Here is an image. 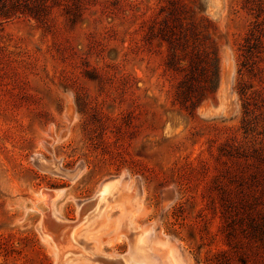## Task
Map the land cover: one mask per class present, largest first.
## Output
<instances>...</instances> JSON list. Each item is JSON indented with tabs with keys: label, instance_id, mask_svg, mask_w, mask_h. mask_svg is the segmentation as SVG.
I'll use <instances>...</instances> for the list:
<instances>
[{
	"label": "rangeland",
	"instance_id": "rangeland-1",
	"mask_svg": "<svg viewBox=\"0 0 264 264\" xmlns=\"http://www.w3.org/2000/svg\"><path fill=\"white\" fill-rule=\"evenodd\" d=\"M230 221L264 264V0H88L0 24V264H107L143 231L159 264H206Z\"/></svg>",
	"mask_w": 264,
	"mask_h": 264
},
{
	"label": "trees",
	"instance_id": "trees-1",
	"mask_svg": "<svg viewBox=\"0 0 264 264\" xmlns=\"http://www.w3.org/2000/svg\"><path fill=\"white\" fill-rule=\"evenodd\" d=\"M86 1L88 0H0V24L15 16H26L48 26V21L54 8L60 9L68 19H71V17L80 12L82 4ZM223 217H225V214H223ZM226 228L228 232L225 233V243L228 249L218 250L213 253L212 258L206 259V264H228L227 252L233 247L240 248L242 246L248 247L253 260L252 263H249L245 257L239 255L238 260L240 263L255 264L260 256L257 250L252 249L251 242L243 243L237 238V236L247 237L248 232H244V229L239 230L236 228L233 221L227 222ZM197 263L200 264L199 260Z\"/></svg>",
	"mask_w": 264,
	"mask_h": 264
},
{
	"label": "bare ground",
	"instance_id": "bare-ground-1",
	"mask_svg": "<svg viewBox=\"0 0 264 264\" xmlns=\"http://www.w3.org/2000/svg\"><path fill=\"white\" fill-rule=\"evenodd\" d=\"M56 168L57 165L54 164L52 166V168ZM111 187H112V182H107L104 183L103 186L101 187L100 190H98L97 194L94 196L93 198V203H92V207L87 208V210H89V212H87V214H85V216L89 215L90 213L93 214L95 210L99 209L102 205L103 202L106 201V199L108 198L110 192H111ZM48 192V191H47ZM51 193V192H49ZM46 195H48L46 193ZM51 195V194H50ZM49 196V195H48ZM47 196V197H48ZM92 201V200H91ZM51 214V213H50ZM51 216V215H49ZM82 216V215H81ZM84 216V215H83ZM52 217L55 218V220L57 221H61V219H59L58 217H56L55 215H52ZM53 218V219H54ZM52 219V218H51ZM82 220V219H81ZM54 221V220H53ZM69 223V222H68ZM62 224H64V222H62ZM65 225V224H64ZM49 227V226H48ZM56 227V226H54ZM59 227V226H58ZM69 228V227H68ZM63 229V228H61ZM69 230V229H68ZM53 231V230H52ZM58 231V230H57ZM60 232V231H59ZM58 232V233H59ZM54 233V232H53ZM57 233V232H56ZM57 233V234H58ZM51 235V234H50ZM69 235V234H68ZM58 236V235H57ZM53 236H51L52 239ZM71 237L73 240V232L71 233ZM60 238V237H59ZM62 238V236H61ZM54 239V238H53ZM65 238H63L64 240ZM67 239V238H66ZM56 241L57 238L55 239ZM61 240V239H60ZM70 240V239H69ZM67 240V241H69ZM52 241V240H51ZM55 241V242H56ZM59 242V241H58ZM57 243V242H56ZM163 243V242H162ZM61 244V243H60ZM165 244V242L163 243ZM66 245V244H65ZM74 247V246H73ZM72 249V248H71ZM76 249V248H75ZM77 250V249H76ZM74 250V251H76ZM60 251V250H59ZM73 251V250H72ZM83 251V249H82ZM66 252V251H65ZM65 252H63L62 254H64ZM85 252V251H84ZM87 252V251H86ZM88 253V252H87ZM86 255V254H84ZM83 255V256H84ZM108 257V256H107ZM96 258V256H95ZM112 258V256H111ZM115 258V257H114ZM117 258V257H116ZM120 260L115 263V264H159V261H157V259L151 254L150 251V246H149V241H148V234L146 231L143 232H138L136 234L133 235L132 238V244L131 247L129 249V251L127 253H125L124 255H121ZM165 264H177V261L175 260L172 252H168V254L166 255L165 258Z\"/></svg>",
	"mask_w": 264,
	"mask_h": 264
},
{
	"label": "crops",
	"instance_id": "crops-1",
	"mask_svg": "<svg viewBox=\"0 0 264 264\" xmlns=\"http://www.w3.org/2000/svg\"><path fill=\"white\" fill-rule=\"evenodd\" d=\"M120 183H121V180H120ZM121 196L122 195L117 194L110 203L116 207L120 206L122 208H125L126 204L124 203L123 197Z\"/></svg>",
	"mask_w": 264,
	"mask_h": 264
},
{
	"label": "water",
	"instance_id": "water-1",
	"mask_svg": "<svg viewBox=\"0 0 264 264\" xmlns=\"http://www.w3.org/2000/svg\"><path fill=\"white\" fill-rule=\"evenodd\" d=\"M54 218V217H53ZM55 219V218H54ZM62 221V220H61ZM61 221H57V220H55V222L54 223H61ZM102 260L104 261V262H106L107 264H113V262L114 261H119V259L118 258H107V257H102Z\"/></svg>",
	"mask_w": 264,
	"mask_h": 264
}]
</instances>
